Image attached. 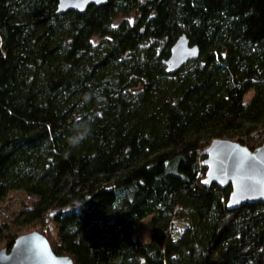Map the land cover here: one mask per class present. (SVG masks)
I'll return each mask as SVG.
<instances>
[{"label": "trees", "instance_id": "16d2710c", "mask_svg": "<svg viewBox=\"0 0 264 264\" xmlns=\"http://www.w3.org/2000/svg\"><path fill=\"white\" fill-rule=\"evenodd\" d=\"M58 1L0 0V251L31 229L72 264H264V203L203 183L213 140H264V0ZM181 36L199 56L167 73Z\"/></svg>", "mask_w": 264, "mask_h": 264}, {"label": "water", "instance_id": "95a60500", "mask_svg": "<svg viewBox=\"0 0 264 264\" xmlns=\"http://www.w3.org/2000/svg\"><path fill=\"white\" fill-rule=\"evenodd\" d=\"M107 0H59L57 14L76 12L82 14L91 6H105ZM197 47H190L181 36L170 50L164 62L167 73H175L187 62L197 59ZM207 166L205 185L221 188L230 186L227 209H237L245 204L264 203V140L262 145L250 151L238 143L213 140L206 148ZM0 264H72L69 258L56 256L49 242L38 232L18 237L11 249L0 251Z\"/></svg>", "mask_w": 264, "mask_h": 264}, {"label": "rangeland", "instance_id": "374dc122", "mask_svg": "<svg viewBox=\"0 0 264 264\" xmlns=\"http://www.w3.org/2000/svg\"><path fill=\"white\" fill-rule=\"evenodd\" d=\"M251 94H249L250 96ZM24 198L18 195H13L12 198H10L8 201H6L5 208H6V213L7 216L8 214L15 213L22 205L24 202ZM173 235L177 237L186 227L185 223L181 221H174L173 222ZM34 230L28 229L24 230L23 233L29 234L32 233ZM150 218H147L143 220L137 230L136 237L141 241V242H148L150 240Z\"/></svg>", "mask_w": 264, "mask_h": 264}, {"label": "clouds", "instance_id": "9594fccd", "mask_svg": "<svg viewBox=\"0 0 264 264\" xmlns=\"http://www.w3.org/2000/svg\"><path fill=\"white\" fill-rule=\"evenodd\" d=\"M87 135V130L85 129L84 125H77L73 129V135L70 136L69 143L72 144V146H77Z\"/></svg>", "mask_w": 264, "mask_h": 264}]
</instances>
